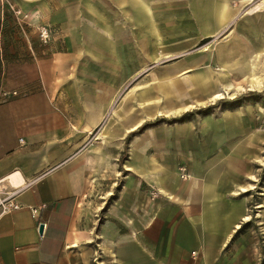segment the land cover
Instances as JSON below:
<instances>
[{"label":"crops","instance_id":"0c3cea01","mask_svg":"<svg viewBox=\"0 0 264 264\" xmlns=\"http://www.w3.org/2000/svg\"><path fill=\"white\" fill-rule=\"evenodd\" d=\"M256 1L185 0L184 10L190 8L196 17L206 36L200 39L203 42L229 26L243 6L251 9L240 29L264 33V2L256 7ZM22 2L28 11L36 10L41 23L53 27L57 40L62 35L68 37L69 51L91 54L99 50L116 53L124 48L120 46L123 39L115 36L140 34L142 31L132 26L135 21L145 28V46L156 51L161 35L155 16L173 8L166 7L173 3L169 0ZM234 4L238 9H233ZM126 20L134 22L126 25ZM245 39L230 37L229 45L222 47L219 59L226 60L222 75H240L247 85L256 77L264 82L247 53L231 63L235 56L231 47L257 50L259 40L251 44ZM206 63H212L211 58ZM38 66L37 91L0 103V180L5 187L20 190L17 200L23 205L0 220V264H262L264 194L260 193L262 202L253 218L250 200L243 196L247 190L238 189L244 173L239 167L238 174L236 162L190 164V178L185 181H179L176 174L160 175L144 165L143 180H126L117 194L108 192L99 207H90L88 200L93 202L92 196L98 192L94 180L103 179L98 161L105 169L109 161L108 156L95 154L91 136L109 103L86 98L89 94L101 99L102 76L119 72L97 58L76 60L57 55L38 61ZM186 68L177 66L178 72ZM182 74L166 73L153 87L161 92L165 108L176 99L189 111L194 105H183L184 99L210 91L223 78L218 74L214 79L208 67L195 77L181 80ZM149 92L143 90L137 98L144 113L139 116L134 108L128 109L125 118L130 124L116 126L114 145L121 147L129 132L155 117L152 100L144 96L149 97ZM214 98L223 97L215 93ZM181 111L158 110L157 114ZM248 139L255 138L250 135ZM238 141L237 146H242L243 141ZM137 160V147L132 143L127 168H135ZM144 181L152 189L144 188ZM42 204L47 207L33 214L31 208Z\"/></svg>","mask_w":264,"mask_h":264},{"label":"rangeland","instance_id":"374dc122","mask_svg":"<svg viewBox=\"0 0 264 264\" xmlns=\"http://www.w3.org/2000/svg\"><path fill=\"white\" fill-rule=\"evenodd\" d=\"M22 1L0 0V103L37 91L40 84L38 61L51 60L56 55L57 58L76 60L97 58L104 62V66L119 72L102 76L100 87L104 91H100L101 99L90 97L89 94L86 98V101L94 103L100 100L109 103L104 118L91 136L95 154L108 156L109 161L106 169L104 163L98 161L101 166L97 170L104 172L103 179L97 182L94 180L98 192L92 196L93 202L88 200L90 207H99L108 192L114 191L117 194L126 180H143L145 177L141 170L145 169L144 165H150L154 168L152 171L160 175L176 174L179 181H185L190 178V164L224 160L229 164L236 162L238 174L244 173V180L238 189L245 187L247 190L243 196L250 200L251 214L255 217V209L262 202L260 193L264 194V88L250 90L244 78L236 74L233 77L231 74L224 76L226 80H222V64L226 60L219 59V52L224 50L222 47L228 44L230 37L240 41L246 38L251 44L259 40L257 50L253 48L248 51L243 46H230L235 53L231 63L238 62L243 53H247L255 73L264 78V33L261 30L251 33L239 27L245 21L250 6H243L229 26L200 42L206 36L201 33L190 8L187 12L184 10L187 6L185 0H169L173 3L165 5L173 6L171 11L165 8L155 16L161 35L156 51L151 45L145 46V28L135 21L132 26L142 31L140 34L115 36L123 39L120 46L124 48L116 53L112 50H99L91 54L82 50L69 51L66 36L62 35L60 40H57L59 36L55 33L46 39L42 37L41 32L45 27H53L41 23L36 10L28 11L26 3ZM263 2L257 0L255 6ZM238 6L234 4L233 9H238ZM126 22L128 25V22L134 20ZM149 36L152 41L155 39L153 35ZM209 58L212 63H206ZM178 65L188 68L178 72ZM207 67L214 73V79L218 74L222 75L217 87L200 92L194 98L184 99L183 105H194L189 107V111L185 112L181 108V101L176 99L165 108V99L153 87L166 73H184L180 76L183 80L184 77L199 75ZM73 78L76 81V76ZM143 90L150 91L149 97L144 96L147 101L152 100V113L156 114L155 117L147 119L136 130L129 132L121 147L114 145L112 138H115L116 126L120 123L130 124L125 118L126 111L134 108L139 116L144 113V107L139 106L137 100ZM14 92L17 94L12 95ZM4 93L11 95L4 96ZM215 93L222 94L223 98H214ZM178 109L182 110L181 113H170ZM158 110L170 112L157 114ZM250 135L255 139L249 140ZM238 140L243 141L240 147L237 146ZM132 143L137 147L138 160L135 168L128 169L126 165L130 159ZM142 186L145 188L149 185L144 181ZM261 262L264 264V260Z\"/></svg>","mask_w":264,"mask_h":264},{"label":"built area","instance_id":"2783aa9c","mask_svg":"<svg viewBox=\"0 0 264 264\" xmlns=\"http://www.w3.org/2000/svg\"><path fill=\"white\" fill-rule=\"evenodd\" d=\"M54 34V30L50 27H45L42 32L41 36L44 37L45 39L49 37V35ZM17 93L14 92L12 95H16ZM10 93H4V96H10ZM19 189H9L5 187L0 180V220L11 214L14 211H18L23 208V205L18 202L17 198L19 195ZM46 204H42L39 207H32V213L37 214L39 210H42L46 208Z\"/></svg>","mask_w":264,"mask_h":264},{"label":"bare ground","instance_id":"6f19581e","mask_svg":"<svg viewBox=\"0 0 264 264\" xmlns=\"http://www.w3.org/2000/svg\"><path fill=\"white\" fill-rule=\"evenodd\" d=\"M254 2V1H253ZM257 7V6H256ZM264 8V7H263ZM248 87L250 88V90H253L255 88H264V82L259 79L258 77L253 78L249 83H248ZM221 97V96H220Z\"/></svg>","mask_w":264,"mask_h":264},{"label":"water","instance_id":"95a60500","mask_svg":"<svg viewBox=\"0 0 264 264\" xmlns=\"http://www.w3.org/2000/svg\"><path fill=\"white\" fill-rule=\"evenodd\" d=\"M42 230H43V226L41 225V227H40V232H42Z\"/></svg>","mask_w":264,"mask_h":264}]
</instances>
